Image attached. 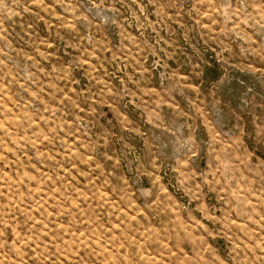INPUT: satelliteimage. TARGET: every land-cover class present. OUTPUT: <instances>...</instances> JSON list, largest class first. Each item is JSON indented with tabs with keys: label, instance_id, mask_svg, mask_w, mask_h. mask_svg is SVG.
<instances>
[{
	"label": "rangeland",
	"instance_id": "obj_1",
	"mask_svg": "<svg viewBox=\"0 0 264 264\" xmlns=\"http://www.w3.org/2000/svg\"><path fill=\"white\" fill-rule=\"evenodd\" d=\"M0 264H264V0H0Z\"/></svg>",
	"mask_w": 264,
	"mask_h": 264
}]
</instances>
